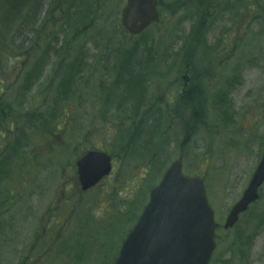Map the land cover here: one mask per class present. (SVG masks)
Returning a JSON list of instances; mask_svg holds the SVG:
<instances>
[{"label": "rangeland", "instance_id": "obj_1", "mask_svg": "<svg viewBox=\"0 0 264 264\" xmlns=\"http://www.w3.org/2000/svg\"><path fill=\"white\" fill-rule=\"evenodd\" d=\"M126 1L65 0L62 13L45 7L31 33L38 45L34 58L10 57L4 65L9 77L1 93L20 80L26 95L23 105L6 109L14 125L3 156L0 151V220L6 225L0 221V264H29L30 248L41 264H114L150 190L179 157L189 175L206 176L223 224L257 169L264 151L260 13L245 3L242 37L213 57L211 45L228 26L218 23L197 37L205 0H167L171 7L161 19L135 38L122 26ZM33 5L0 0V31H17L28 17L38 22ZM8 41L7 35L0 44L12 52ZM204 43L205 56L196 60ZM44 59L52 61L42 71ZM188 62L206 93L199 116L179 94ZM255 110L259 121L252 127ZM91 148L111 152L115 168L85 193L76 161ZM260 189V200L234 229H219L212 264H264V185Z\"/></svg>", "mask_w": 264, "mask_h": 264}, {"label": "water", "instance_id": "obj_2", "mask_svg": "<svg viewBox=\"0 0 264 264\" xmlns=\"http://www.w3.org/2000/svg\"><path fill=\"white\" fill-rule=\"evenodd\" d=\"M125 23L133 33L141 32L152 19L145 6L124 11ZM110 158L91 152L78 163L85 188L91 187L109 172ZM181 163H176L163 184L153 192L142 220L131 233L118 264H207L212 249L210 211L204 196L183 178ZM204 206V208H203ZM208 219L206 226L204 219Z\"/></svg>", "mask_w": 264, "mask_h": 264}, {"label": "flooded vegetation", "instance_id": "obj_3", "mask_svg": "<svg viewBox=\"0 0 264 264\" xmlns=\"http://www.w3.org/2000/svg\"><path fill=\"white\" fill-rule=\"evenodd\" d=\"M229 2L231 3V5L228 4L225 9L226 21L228 23V26L237 30V32H234L235 38L240 39L242 26H243L242 25L243 20L241 18V15L238 14V10H237L238 0H229ZM229 37L231 38L232 36L230 35Z\"/></svg>", "mask_w": 264, "mask_h": 264}, {"label": "trees", "instance_id": "obj_4", "mask_svg": "<svg viewBox=\"0 0 264 264\" xmlns=\"http://www.w3.org/2000/svg\"><path fill=\"white\" fill-rule=\"evenodd\" d=\"M17 31H18V30H17ZM17 31H16V33H17ZM24 34H25V36H26L25 42L29 41V40H28V37L31 36V34H30L29 32H27V31H26ZM16 38H17L18 40H21L20 35H17ZM0 49H1V47H0ZM29 50H30V52H28V53H29V54H32V52H35V51H36V48L32 45V46L29 48ZM1 51H2V49H1ZM1 51H0V54H1V56H2V52H1ZM9 56H10V54H9L8 56H6V57L9 58Z\"/></svg>", "mask_w": 264, "mask_h": 264}]
</instances>
